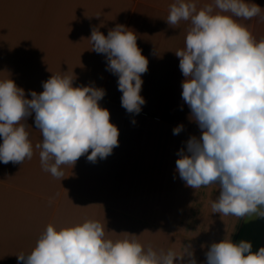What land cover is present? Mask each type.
Masks as SVG:
<instances>
[{
  "label": "crops",
  "instance_id": "1",
  "mask_svg": "<svg viewBox=\"0 0 264 264\" xmlns=\"http://www.w3.org/2000/svg\"><path fill=\"white\" fill-rule=\"evenodd\" d=\"M208 2L197 0V7ZM253 2L264 8V0ZM170 3L0 0V79L10 76L31 98L28 90L42 91L41 82L52 73L73 71L74 86L94 83L105 89L98 103L118 128V145L106 158L92 162L82 154L73 165H61L63 177H54L41 167L35 147L41 134L33 116L26 118L32 157L0 163V264H17L15 255L30 251L48 223L60 227L85 218L104 224L106 238L128 231L142 244L177 253L191 244L197 264L205 260L207 245L223 238L248 240L253 252L264 246V216L213 213L219 185L193 189L175 171L178 150L190 136L199 137L200 129L180 95L184 77L174 54L184 46L190 21L169 25ZM236 19L257 40L264 37V20ZM117 23L136 32L148 60L140 91L146 102L135 114L121 106L117 77L87 39L91 26L106 35ZM178 124L183 128L173 134Z\"/></svg>",
  "mask_w": 264,
  "mask_h": 264
},
{
  "label": "clouds",
  "instance_id": "2",
  "mask_svg": "<svg viewBox=\"0 0 264 264\" xmlns=\"http://www.w3.org/2000/svg\"><path fill=\"white\" fill-rule=\"evenodd\" d=\"M262 9L253 0H210L201 7L197 0H171L168 5L169 25L190 21L184 46L174 54L184 77L180 95L200 129L199 137L190 136L178 150L175 171L193 189L219 185L213 213L264 216V37L257 40L236 19L264 20ZM87 39L117 77L121 106L139 113L146 102L140 91L148 60L136 32L124 23L106 35L91 26ZM74 79L73 71L52 73L41 82L42 91L28 90L31 98L10 76L0 79V163L32 157L25 123L30 115L41 134L35 145L41 167L54 177H63L61 165H73L82 154L92 162L111 154L118 128L98 103L105 89L94 83L74 86ZM182 128L176 125L173 134ZM119 234L106 238L105 225L94 218L60 227L48 223L30 251L15 255L17 264H197L191 244L177 253L142 244L135 233ZM251 248L244 239L213 241L200 264H264V246Z\"/></svg>",
  "mask_w": 264,
  "mask_h": 264
}]
</instances>
